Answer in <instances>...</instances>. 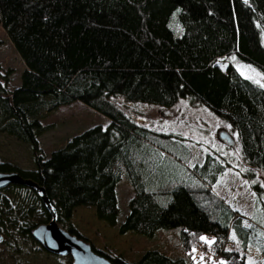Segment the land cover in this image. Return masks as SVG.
Masks as SVG:
<instances>
[{
	"label": "trees",
	"instance_id": "trees-1",
	"mask_svg": "<svg viewBox=\"0 0 264 264\" xmlns=\"http://www.w3.org/2000/svg\"><path fill=\"white\" fill-rule=\"evenodd\" d=\"M173 14L180 36L169 27ZM0 27L24 64L18 92L35 97L15 102L10 70L0 66V133L30 144L34 164L23 170L0 160V173L16 172L42 188L57 224L77 238L69 223L76 207H92L119 235L178 233V257L151 249L128 261L91 246L111 264H245L252 235L244 216L211 191L224 167L210 154L187 167L194 153L184 139L136 124L114 99L203 106L234 131L245 164L264 173V85L230 63L224 70L216 64L235 56L264 76V0H0ZM74 102L106 117L107 126L73 135L44 157L37 138L49 126L41 120ZM121 179L132 195L118 224ZM49 220L34 189H0V235L13 252L18 240L36 243L32 230ZM202 243L212 258L198 253L192 260Z\"/></svg>",
	"mask_w": 264,
	"mask_h": 264
},
{
	"label": "rangeland",
	"instance_id": "rangeland-1",
	"mask_svg": "<svg viewBox=\"0 0 264 264\" xmlns=\"http://www.w3.org/2000/svg\"><path fill=\"white\" fill-rule=\"evenodd\" d=\"M171 20L175 22L177 28L174 29L173 22L170 21V29L174 36H180L182 28L176 21L175 14ZM262 41L264 43V30ZM228 63L232 64L243 78L264 85V76L238 61L235 56L221 58L216 64L224 70ZM0 66L3 71L10 70L7 88L13 91L15 102L24 103L34 100V95L18 92L24 64L8 42L1 27ZM114 102L136 124L184 139L185 144L194 153L187 167L202 163L207 154L218 160L224 171L211 186V191L229 208L237 210L244 216V226L252 235L244 252L245 264H264V173L250 169L245 164L241 158L235 133L230 126L205 107L192 104L187 99L179 100L169 108L126 103L121 98H115ZM41 124L49 128L37 138V143L42 155L48 157L52 151L62 148L71 136L97 125L104 128L108 120L83 104L74 102L59 107L54 113L41 120ZM221 133L227 135L231 141L230 145L220 140ZM0 160L23 170L34 168L30 144L4 133H0ZM252 184L258 186V192L252 189ZM131 195L132 189L124 179H121L116 187L120 211L117 217L118 224L128 213L127 202ZM69 223L86 243L109 257L121 255L128 261H134L145 250L151 249H157L171 257L182 256L178 233L175 230L158 231L151 239L131 232L119 235L115 228H110L97 220L92 207H76ZM200 239L202 242H211L208 236H202ZM10 243L9 246L0 243V264H71L67 257L51 255L32 241L18 240L15 244L17 252L12 251ZM198 253L194 249L189 257L196 260L199 257ZM202 263L214 264L203 259Z\"/></svg>",
	"mask_w": 264,
	"mask_h": 264
},
{
	"label": "water",
	"instance_id": "water-1",
	"mask_svg": "<svg viewBox=\"0 0 264 264\" xmlns=\"http://www.w3.org/2000/svg\"><path fill=\"white\" fill-rule=\"evenodd\" d=\"M220 140L230 145L227 135L219 134ZM24 185L34 189L46 210L50 214L48 223L36 226L32 232V239L47 253L71 259V264H111L110 261L94 251L89 243L69 234L60 227L55 220V212L51 207L45 192L30 180L23 179L16 172L0 173V189L8 185ZM3 237L0 235V243Z\"/></svg>",
	"mask_w": 264,
	"mask_h": 264
},
{
	"label": "built area",
	"instance_id": "built-area-1",
	"mask_svg": "<svg viewBox=\"0 0 264 264\" xmlns=\"http://www.w3.org/2000/svg\"><path fill=\"white\" fill-rule=\"evenodd\" d=\"M199 253L201 254V256L203 257H211L212 258V251L210 249V247L208 245H206L205 243H202L198 249ZM216 260L215 257L213 259V261ZM215 264H222L220 262H216Z\"/></svg>",
	"mask_w": 264,
	"mask_h": 264
},
{
	"label": "crops",
	"instance_id": "crops-1",
	"mask_svg": "<svg viewBox=\"0 0 264 264\" xmlns=\"http://www.w3.org/2000/svg\"><path fill=\"white\" fill-rule=\"evenodd\" d=\"M235 137H236V135H235Z\"/></svg>",
	"mask_w": 264,
	"mask_h": 264
}]
</instances>
